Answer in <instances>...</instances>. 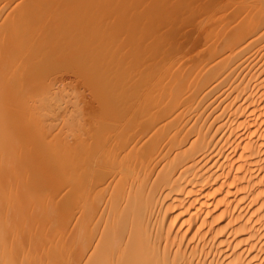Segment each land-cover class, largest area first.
I'll return each mask as SVG.
<instances>
[{
	"label": "bare ground",
	"instance_id": "1",
	"mask_svg": "<svg viewBox=\"0 0 264 264\" xmlns=\"http://www.w3.org/2000/svg\"><path fill=\"white\" fill-rule=\"evenodd\" d=\"M48 1L46 0V3L43 0L42 2L44 5L41 2V6L39 0H0V118H4L6 115L4 113L7 112L6 116L8 117L17 113L15 116L17 120L15 119L12 121H16V123L19 124V120L22 117L19 125L14 123L16 126L22 125L23 129L29 128L27 122L26 125H28V127H25V120L29 122V120H31L30 118L35 114L34 112L37 111L38 113V110L43 108L45 104L50 105V108L53 107V103L59 98L58 95L56 99L55 97H51V95L58 91H51L52 89L50 90L47 87L50 86V84L47 83L48 78L46 77L47 82L45 81V83L48 85L43 83V79L41 83L45 84L48 91L50 90V92L53 93L51 94L45 88V92H48L46 95L47 98L44 96L46 102L42 101L44 99H42L41 96H36L38 99L40 98V102L42 101L44 103H39V100H35L38 101L39 105L43 104V106L40 105L41 108H38V103L35 104V107L38 106V110L34 107V104L31 103L34 101V98H32V101L30 99L33 97L30 94L32 93V95H34L33 91L35 90L31 88L30 84L33 85L34 81L36 82L33 77V72L35 75L36 73L40 75V73L42 74L48 70L50 71V69L47 68L51 66H48L47 58L50 56L48 50L52 46L55 47V45H51V47H48L49 49L47 48L48 50L46 52L45 48L40 47L41 44L36 45L38 38L44 41L49 35L46 34L43 36L48 29H45L43 26L46 27V25L52 24L51 22H55L54 24H56L59 17H63L60 15L61 12H59L60 14L56 13V11L54 13L53 10L51 12L49 10L51 7L48 8L47 6L45 9L46 4L48 5ZM124 1L125 0L122 2ZM127 2H129L130 7H134V5L138 3L137 0H128ZM110 3H112V1ZM110 3H108V5H110ZM34 4L37 5L36 8L39 7V9L45 7L43 10L35 9L34 11ZM49 4L51 3L49 2ZM142 4L144 5V1ZM127 5L128 3L126 4L125 1L124 6L121 4L119 6L124 7L122 8V10H124ZM139 6L141 7V9L139 8L140 11L145 7L148 12H145L144 15L140 12L143 18H138V20L141 21L138 22H140L142 30V27L147 26V23L144 22V16L146 13L148 14L146 19H148V25L151 31L150 34H148V31V35L146 34L148 36H146V38L149 40L150 45V47L146 45V50H148L149 47L148 51H150L151 56L149 58L145 56L148 52L145 53L144 56L151 61V64L144 61L143 55L140 56L141 53L139 54V58L142 57L143 59H139V61L142 62L141 65L143 68L148 64L146 70L151 67L153 75L149 69L148 71L151 76H149L147 80L151 81L148 85L147 83L149 82L147 81V83H145L146 79L144 80V78L146 76H143L142 72L143 79L141 77L140 79L142 82L144 81L142 84L145 83L144 86L147 85L145 87H148V89L143 92V89H146L143 86L141 90L143 92V99L140 101L137 100L138 103L135 102V104L139 105L140 110L138 109V111H141L140 115L138 112L135 116L138 115V117H140L143 112L144 115L140 118L143 117L146 124L141 125L142 122L139 119L141 124L139 122V127L138 125V128L135 127L136 124H138L136 120L138 118L133 116V113L136 112H133V110L129 112L131 107L128 109V113H132L131 116H133V118L135 117L136 124L134 123V128L137 129L133 131L136 132L134 135L135 137L131 133L132 128H130L131 132L130 130L127 131L130 126L127 125V128L125 124L127 122V124L130 125V123H132L131 121H133L132 118L131 121L128 120L129 123L127 119L126 122H121L125 124L126 129H124L125 127L119 129V123V125L116 126L117 130L116 127L113 126V128H115L113 131H121V134L119 132H113L117 139H113L115 136H110L112 133V131H110L112 125L117 124V122H115L116 124L110 125V128L105 127H109L108 124L105 125V123L109 121L105 122V120L107 118L112 119V113L111 116H109L110 112L114 110L110 111V109L113 108V106L110 107L112 104L109 105L110 109L108 108L110 112L107 109L109 114L107 111L106 113L108 115L104 112L108 117L106 116L105 118L104 115H101V121L105 118L102 124L105 125L104 128L106 129L101 125V121H98L99 118L96 122V124H98L96 125L97 130L93 128L95 129L94 131H92L93 129L90 126L88 127L89 129H87L88 125H85V121H82L83 119L81 122H84L86 128L82 126L83 124L80 125V118H78V121L77 116L82 114L80 113L81 111L76 115V121L80 123L76 124L77 122H74V114L70 115L71 111L73 113L75 111L74 109H76L73 104V109L69 108V111H66L63 108L65 105L61 103L62 109L68 113L67 115L73 117V122L69 119L72 117L67 118V116H64V111H61V114L57 111L61 117L58 116L54 110L57 109V105L60 103L61 99H58L55 104L56 107L54 106V108L56 109H48L49 106H45L44 109L41 110L42 113L39 112V118L40 115L44 116L45 108L48 109V112H52L51 119L48 116V114L50 116L51 114L47 112L48 117L46 118H49V121H45V117L42 118L43 120H38V115L35 114L33 116L35 118L37 115L35 118V121H37L35 122L32 117L33 119L29 123H32L30 127H32L33 130L34 127H37L36 134V129L34 131L30 130V128L27 129L30 131L25 129V131H27L25 133L22 127H20V129L24 131L23 134H28L30 132V134H32L33 132L35 135L32 134V137H30V134L24 137L25 135L19 133V127H17V134H15L14 131L16 128L12 129L14 132L11 131L10 127H15V124L9 121L10 118L6 116L5 119L9 122L7 125L10 126L9 129L7 125L4 128L5 124H1V122L4 123L3 121L5 119L2 121L0 119V127L3 126V130H7H5V132H7L6 134H4L3 131L0 132V136L2 135L0 137V264H264V0H145V6ZM10 7H12L10 10L14 8L16 11L15 12L14 9L11 11L14 15H12L13 17L7 14L9 13L7 9ZM28 7L31 8V11ZM99 7L96 6L95 8L97 9ZM22 9L23 12L20 14L23 17H19L20 14L18 15V13L21 12ZM32 9L33 13H36H34V15L32 13L33 17H30ZM53 9L55 10V8ZM26 10L29 13H26ZM37 11H44V13H40V16L43 15V17L46 16L44 15L45 11H49L51 14L47 12V15H51L53 19L51 16L49 18L48 15L50 22L47 16L45 20L44 18L42 20V17L40 18ZM2 13H5L4 15L7 16L5 17L3 15V17ZM67 17H65V19ZM18 18L21 19L19 20ZM81 18V20H85L84 17ZM46 19L48 24L45 22ZM63 20L62 22L65 23L66 21ZM113 20L114 18H112L111 21L113 22ZM89 22L91 23V21ZM112 22H110V25ZM58 23H61V21ZM113 23L116 24L119 22ZM79 24L82 25V23ZM32 25L37 26L36 31L41 30L43 27L44 33L41 32V30L37 32L38 34L30 33L32 37L29 36L28 32L24 30L29 31V28L33 27ZM74 25L76 26V24ZM138 26L139 24L137 25V29ZM58 28L57 30L59 32ZM146 28L147 27H145V31ZM106 30L109 31V28ZM111 31H113V29ZM29 32H31V29ZM58 32L55 34H58ZM75 32L74 35L77 34ZM126 32L128 36V30H126ZM40 33L43 34L41 35ZM140 34L142 35V33ZM12 35L14 38H12ZM137 35L138 36L135 35L137 39L136 44L145 41H141V36L138 33ZM143 35H145L144 31ZM41 36L43 38L46 37L43 39ZM127 36L125 34L126 39L124 41L127 40V42H129L128 40H132L133 37L130 38L128 36L130 39H127ZM142 37L143 39L145 38L144 36ZM30 39H34L32 42L35 44H32ZM107 39L104 40L103 38L101 40L102 43L107 41ZM40 40L38 43H43V41L41 42ZM90 40L87 39V41ZM108 40L111 41L110 37ZM70 41L72 42V40ZM112 41L115 42L114 40ZM136 41H134V44ZM120 42L122 43V41ZM28 43L32 45H28ZM115 43L117 45V42ZM131 43H133V41ZM131 43L126 44V46H132L133 44L131 45ZM142 44L144 45L145 43L143 42ZM34 45L39 47L37 48ZM97 46L98 44L96 47ZM111 46L109 44V49ZM118 46L121 47L122 45ZM24 47L28 48H26V50H28L29 53L23 49ZM96 47L94 49H96ZM109 49L107 51H109ZM112 50L111 52L116 49ZM125 50H127V47ZM21 51L25 54L21 53ZM116 51H114V53H117ZM121 51L120 48V52ZM120 52L118 53L120 54ZM60 53L62 52L60 51ZM74 53H76V50ZM90 53L91 55L94 54L93 51ZM30 54H32V56ZM35 54L37 55L35 56ZM43 54H45V56ZM48 54L49 56H47L45 60L44 57ZM34 56L37 58L40 56V60L37 61ZM125 56L127 58V55ZM29 57L33 59V61ZM90 58L92 59V56ZM24 59H29V61H24ZM93 59L94 62L96 58ZM108 59L111 58H107V60ZM16 60H21V63L19 61L17 63ZM35 61L44 66L42 67V65L38 64V66H40L39 68H44L43 71L39 68L33 71V67H38H36ZM43 61H47L46 67ZM127 61L129 62V59ZM10 62L14 65V68L13 65L10 67ZM33 62L35 66L32 65ZM124 62L126 61L124 60ZM16 63L18 65L22 64L20 69L16 68L18 65L15 67ZM24 63L25 66L27 65L26 67L23 65ZM90 65L89 63V66ZM136 66L138 67L139 65ZM74 67L75 65H73V68ZM96 67L97 66H95V68ZM116 67L118 68V66ZM15 68L17 71L19 70L18 74L22 68L24 69L22 73L19 74L21 76H18L15 70L16 73H14L17 75L13 78L12 76L15 75L13 74ZM80 68L79 70H82ZM9 69L13 70L12 73H10L11 71ZM27 69L28 72L26 71ZM29 69L32 70V72L29 71ZM39 70L42 72L40 71L39 73ZM49 71L46 74L51 75ZM82 71L86 72L85 70ZM44 73L42 74L43 76ZM98 73L103 74L102 72ZM27 74H30L29 80H27ZM103 75L105 76V74ZM91 76L94 77V75ZM136 76L139 78L138 75ZM134 77H132L133 80H135ZM16 78L20 79V81L23 80V82H21L24 84L26 82L30 83L32 79L34 80L29 84L31 90L29 87V90L25 88L28 84L25 86L22 83L19 84V88L23 85L25 89L22 88L25 91H29V97L26 92L24 93H26L27 96L22 93L24 90L21 88L17 90V82L20 83V81H16V86L13 85V83L16 84ZM122 78L124 79V77ZM131 81L132 80H130V82ZM11 82V86H13L17 92L21 91V95L26 96V98H23L19 95L21 97L19 100L25 99L27 104H23L26 103L25 100L24 102L22 101V104L23 106L26 105L27 108H20L22 105H20L21 103L19 100L17 101H19L20 106L15 102V99L19 97H16V94L18 95L20 93H13L11 91V96L9 95L7 90L11 88ZM60 82L59 84H56L57 82L55 83L58 85L56 86L58 89L55 88L59 91L63 90L61 87L64 84L62 83L63 81ZM51 83L54 82L51 81ZM36 84L39 83H35L33 87H35ZM43 84L42 86H44ZM60 84L62 85L60 86ZM129 85L132 86L131 84ZM38 87L40 86L38 85ZM125 87H127V85ZM5 88H7L6 91L8 94L3 92ZM50 88H53V85ZM130 88L132 87L127 89L130 91ZM37 89L35 90L36 93L38 91L37 94H39L41 90L44 91L42 88L39 90ZM69 89L67 88V90ZM68 92L70 91L66 93ZM121 92L123 93V89ZM40 93L39 95L46 94L43 92ZM58 93L63 95L60 96L61 98L66 97L71 99L69 95L66 94L69 97L65 96V93H62V91ZM14 95L16 98L13 97ZM49 95L53 100L55 99L53 103H48L47 99H49V102L51 99L48 98ZM27 97L31 102L27 101ZM11 99L12 101L15 100L13 104ZM63 100L64 99H62L61 102ZM76 101L72 102L77 104L78 102ZM30 103L36 110H33V113L30 112L31 107H28L31 106ZM68 104L66 105L67 108L71 106V103ZM107 104L105 105L108 107ZM135 104L133 103V109L135 108ZM61 105L59 104V106ZM127 105L130 106V102ZM137 105L136 109L138 108ZM106 106H102V111H105L104 108H107ZM25 108L26 110L29 108L27 112L29 111L28 113L32 114L31 117L29 114L28 116L25 114ZM8 109L12 110V112L10 111V115L9 111H7ZM13 109L14 111L17 109L15 111L16 113H13ZM79 109L78 107L76 111ZM136 109L135 111H137ZM18 110H21V113ZM22 110H24V113ZM122 110L124 109L122 108ZM126 110L123 112H126ZM115 111L114 114L116 113ZM22 113L23 115H20ZM53 113L57 115L56 118L53 117ZM129 114L127 116H129ZM19 115L21 117H19ZM119 115L121 114L119 113L118 116ZM63 116L64 119L67 118V121L70 120L73 124H67L66 122V124L70 126L64 128L66 120H62ZM82 116L83 115H81V117ZM118 116L117 119H115L116 116L113 119L115 121L118 120L120 117ZM23 117L25 119L24 121ZM58 119L62 120V123L59 122ZM38 121H42V125L45 124L44 126L41 125L43 127L42 129L40 128L41 123ZM57 122L60 124H57ZM99 122L103 128L100 129L103 130V132L98 129L100 126ZM111 123H113V121ZM57 125L64 131L68 129L66 130L67 132L71 129L75 130V126L73 128V125H80V130L77 129L78 133L74 131L69 136L68 133L67 136L65 135L66 138L64 139V135H60L62 130L60 131ZM55 126L56 131L53 130ZM131 127H133V123ZM21 130L20 132H23ZM104 130H109L111 132L109 135L107 134L109 139L106 135L107 132ZM125 130L131 133L133 139L129 138L131 137L130 135L127 140L125 139V136H128ZM91 131L92 133H90ZM38 132L42 134V137L39 136L40 134ZM100 132L103 133V136H101ZM124 132L127 134H124ZM9 133L13 134L10 135ZM85 133H88L92 138L89 139L87 135V139V137L83 136ZM122 133L124 135H122ZM18 134H21L20 137L17 138L18 141L20 138L22 139L19 143H22L21 145L24 148L21 149L20 147V149L17 150L19 146L16 147L18 152L16 151L17 154H15L16 152L13 154L11 152L14 151L12 149L16 146L14 143H16V135L18 136ZM93 134L98 136V139L96 136L97 140H95V135ZM117 135H120V137L124 136V139L121 138L122 140H119V136L117 137ZM82 136L85 137V140ZM33 137L34 140L36 139L35 141L31 140ZM49 137L52 140L51 144ZM57 137L62 138V140L60 139L63 141L62 144L59 143L60 140ZM79 137L82 138L81 141L83 140V142H85H81L80 139H78ZM101 137H105V139H101L102 141L99 140ZM110 137H112V139H110ZM6 138H9L11 141L6 140ZM15 138V142L12 141ZM27 139H30L32 142ZM74 139L80 141V148L76 146L79 142H72L74 147L69 146V141ZM24 140H26L27 143L26 141L24 143ZM87 140H90L91 143ZM28 142L30 143L29 145ZM9 143H12L11 145L14 144L12 146L13 148L8 147L10 145ZM43 143L44 145L48 143V146H50L48 147L49 149L46 145L45 148ZM82 143L83 146L86 143V147L89 145L92 150L89 147L84 148ZM90 144L93 145V148ZM4 145H6L7 148ZM41 145L44 147H41ZM57 145L58 149L61 148L60 152H55L58 151ZM53 146L56 147L55 150ZM59 146L61 147L59 148ZM51 147L54 152L52 154V151L50 152ZM69 148L72 150L66 152ZM75 148L76 152L73 151ZM3 149L5 153H1ZM7 149L11 151L6 152ZM20 150H24L25 152ZM46 154H49V157L46 156Z\"/></svg>",
	"mask_w": 264,
	"mask_h": 264
},
{
	"label": "rangeland",
	"instance_id": "2",
	"mask_svg": "<svg viewBox=\"0 0 264 264\" xmlns=\"http://www.w3.org/2000/svg\"><path fill=\"white\" fill-rule=\"evenodd\" d=\"M43 0H39V3H40V5L42 6V4H41V2H42ZM48 1V0H47ZM93 0H58V1H55L54 0V2H55V4H54V2H53V0H49L48 1V5L46 4V7H45V9L47 8V6H48V8H50L51 7V9H49L51 12H52V10L54 11V13H55V11H56V13H59V12H61V14L60 15H62L63 17L65 16V17H67V18H69V19H65V17L63 18V17H59V20H57L56 22V24H54L53 22H51L52 24H49V25H46V27L45 26H43L45 29H47V31H45V33H44V28L42 27L41 28V25H40V28H41V30H37L36 31V25L34 26V25H32L33 27H30L29 28V31H30V29H31V32H29V31H26V30H24L25 32H28V35L29 36H31V34L30 33H33V34H35V33H37L38 31H41V32H43L42 34H43V36L44 35H49V36H45L46 38H48V39H46L45 37V42L43 41V43H38V41L40 40V38H38V37H35V38H38V41H37V43H36V45L37 44H41V48L43 47V48H45V50H46V52H47V50L49 49L48 47H51V45H55V47H51L48 51H49V54H50V56H49V54L48 55H46V57H44L45 58V60H46V58H47V56H49V58H47V60H48V66L49 65H51V66H49V67H47V68H49L50 69V71H49V73H51V75L50 74H46L48 71H46L45 73H44V76L40 73V71L41 70H39V73H40V75L39 74H37L36 73V75H35V73L33 72V77H34V80H36V82L32 79V81L30 82V83H32L33 81H34V83H33V85L32 84H30V83H27L25 80V84L24 83H22L23 82V80H21L20 81V79H21V77H20V79H18V78H16V80H15V83H16V81H20V83L19 82H17L18 83V85H17V83L16 84H14L13 83V85H17L16 87H18V89L17 90H20V88L22 89V90H24L25 88H27L28 89V87H29V84H30V86H31V88H33V89H37V90H39L40 88H42V89H44V91H39V94H41L40 92H43V93H46L45 95L43 94V95H39V94H37L38 93V91H37V93H36V91L34 90L33 91V93H34V95H35V97H34V95H32V93L30 94L31 96H33V97H31L30 99H31V101H32V98H34V101L35 100H39V103H41L42 101H45V97L47 98V93L48 92H50V90L51 91H54V90H56V91H58V92H61L62 91V93H65L64 95L65 96H67V95H69L70 96V98L71 99H69V98H66V97H64V98H61L60 96H63V95H60L58 92H56V93H54L53 95H51V97L52 98H54L55 97V99L59 96V98H57V100L55 101V103H53V101L55 100H53L51 97H50V95L48 96V98H51L50 99V102H49V99H47L48 100V103H53V104H51V105H53V107H51V108H54V106L56 107V103H57V101H58V99L60 100H62V99H64L63 101H64V103H63V101L61 102V100H60V103H58V107H57V109L56 108H54V109H56V110H54V109H52V110H54V112L56 111V114H58L57 113V111L58 112H60V114L62 113L61 111H64L65 112V115L64 116H67V118L68 117H72V116H68L67 114L68 113H66V111H69L68 109L70 108V109H73L72 107H73V105H74V107L77 109L78 107L80 108L79 110H77L76 111V109H74L75 111L74 112H76V113H72V111H71V114L70 115H73V117H74V122L76 123V124H79L80 122H81V120L82 121H85V125L87 126V129H89L88 127L90 126V127H92V129L93 128H96V125H98V124H96V122H97V120L98 121H101V118H102V116L104 115V117L106 118V116L109 114L108 113V111H109V109H110V107H112L113 106V108H111L110 109V111H112L113 109V112H110V114H109V116H111V113H112V119L111 118H107L106 120H105V118H104V120H105V122L106 121H109L108 123L106 122L105 123V125H107L108 124V126L109 127H107V126H105L104 124H102V122L104 121V120H102L101 121V125H103V128H104V126L106 127V128H110L111 126L110 125H112V124H114L115 122H117V124L116 125H112V129L110 130V131H112V133L109 131H107V130H104V131H106L107 133H106V135L108 134H113V132L115 133V132H121L119 129H122V127H125V124H126V127H127V125L128 126H130L128 129H127V131H129L130 130V132H131V129L130 128H132V135L134 136L135 135V133L136 132H133L136 128H134V126H135V124H136V121H135V117L136 118H138V119H136L137 120V122H138V124H136V126L135 127H137V125H138V127H139V125L141 124V122H142V124L141 125H145L146 124V121H144L143 120V117L142 118H140L142 115H144L143 114V112H142V115L140 116V117H138V115H136L135 116V114H137L139 111H138V109H139V105H137V104H135V102H137L138 103V101H140V100H142L143 99V92H145V90L147 91V89H148V87L146 88L145 86H147V85H145L144 86V84L145 83H147V79H149L148 77L149 76H151V74L153 75V73H152V71L153 70H151V67L150 68H148L147 70H146V67L148 66V64H147V66L146 67H142V62L141 61H139V59L141 60V59H143L144 58V61L147 63H149V64H151V61L149 60V59H146L145 58V56L147 57V58H149L150 56H151V54H150V51H148L149 50V47H150V45H149V40L146 38V36L148 35V34H150V29H149V25H148V19H146V17H148V12H147V10H146V8L144 7L145 6V0H137L138 1V3L136 4V5H134V7L133 6H131L130 7V5H129V2H127L128 0H125L126 1V4L128 3V5L127 6H125V9L124 10H122V8H124V7H122V6H124V2H122L123 0H117V2H116V0H94L93 2H92ZM112 1V3H110ZM143 1H144V5L142 4L143 3ZM146 1H148V0H146ZM44 2H46V0H44ZM49 2L51 3V4H49ZM67 2V3H66ZM81 2V3H80ZM85 2H87V3H85ZM98 3V5H97V3ZM103 2H104V5H103ZM118 2H119V5L121 4L122 6H119L118 5ZM43 3V2H42ZM47 3V2H46ZM56 3H58V4H56ZM80 3V4H79ZM85 3V4H84ZM94 3H96V4H94ZM100 3H101V5H100ZM108 3H110V5H108ZM27 4V3H26ZM37 4V3H36ZM78 4V5H77ZM33 5V4H32ZM38 5V4H37ZM37 5H35L34 4V6L33 7H35L34 8V11H35V9H39V7H37L36 8V6ZM43 5H44V3H43ZM50 5V6H49ZM75 5V6H74ZM93 5V6H92ZM94 5H96L97 7H99V5H100V7L99 8H95L96 6H94ZM139 5H143L142 7H144L141 11H140V9H141V7L139 6ZM30 6V5H29ZM39 6V5H38ZM82 6H84V7H82ZM90 6V7H89ZM102 6V7H101ZM107 6V7H106ZM137 6V7H136ZM139 6V7H138ZM19 7V6H18ZM23 7V6H22ZM31 7V6H30ZM30 7H28V8H30ZM32 7V8H33ZM43 7V8H44ZM74 7V8H73ZM103 7H105V8H103ZM121 9H120V8ZM127 7V8H126ZM12 7H10L9 9H7V12L9 11V13H7V14H10L11 16L13 15L12 13H11V11L14 9H12V10H10ZM17 8V7H16ZM21 8V7H20ZM43 8H40V9H42L43 10ZM53 8H55V10L53 9ZM86 8V9H85ZM118 8H119V10H118ZM140 8V9H139ZM25 9H27V8H25ZM39 9V10H40ZM57 9V10H56ZM80 9V10H79ZM89 9V10H88ZM101 9V10H100ZM103 9H105V10H103ZM111 9V10H110ZM17 10H18V8H17ZM28 10V9H27ZM26 10V11H27ZM30 11H31V8L29 9ZM28 10V11H29ZM38 10V11H39ZM61 10V11H60ZM115 10V11H114ZM122 10V11H121ZM6 11V10H5ZM14 11H15V9H14ZM13 11V12H14ZM19 11H20V9H19ZM25 11V10H24ZM26 12V13H29V12ZM37 11V12H38ZM73 11V12H72ZM110 11V12H109ZM16 12V11H15ZM23 12V9L21 10V12H19L18 13V15L20 14V13H22ZM47 12H49V11H47ZM47 12L45 11V14L44 15H46L47 16V18H48V15H47ZM51 12H49L50 14H51ZM70 12V13H69ZM120 12V13H119ZM140 12H141V14L142 15H144L145 14V12H147L146 13V15L144 16L145 18H144V22L145 23H147V26H145V27H147L146 28V31H145V27H142V30H141V24H140V20H138V18H140L141 19V17L143 18V16L140 14ZM144 12V13H143ZM1 13V12H0ZM25 13V12H24ZM25 13V14H26ZM32 13H33V9H32V12L30 13V17H33L32 16ZM34 13H36V12H34ZM34 13H33V15H34ZM40 13H44V11L43 12H38L37 14H39V16L41 15ZM5 14V13H4ZM3 13H2V16L4 15ZM14 14H16V13H14ZM17 15V14H16ZM101 15V16H100ZM103 15V16H102ZM139 15H140V17H139ZM5 17L7 16V15H4ZM3 16V17H4ZM9 16V15H8ZM14 16V15H13ZM12 16V17H13ZM26 16V15H25ZM24 16V17H25ZM38 16V15H37ZM46 16H44L43 17V15L42 16H40V18L42 17V20H43V18H44V20H45V17ZM50 16L51 15H49V18H50ZM54 16V15H53ZM108 16V17H107ZM0 17H1V15H0ZM2 17V18H3ZM19 17H23L21 14H20V16ZM27 17V16H26ZM36 17V16H35ZM55 17H57V16H55ZM72 17V18H71ZM80 17V18H79ZM81 17H84V19L85 20H81L82 18ZM1 18V19H2ZM48 18V19H49ZM51 18H52V16H51ZM61 18V19H60ZM74 18V19H73ZM112 18H114V20H113V22H119V23H113L111 20H112ZM17 19V18H16ZM19 20L21 19V18H18ZM53 19V18H52ZM58 19V18H57ZM65 20L66 22L64 23V22H62V20ZM91 21V23L88 21ZM55 20H56V18H55ZM63 20V21H64ZM68 20V21H67ZM79 20H81V21H79ZM147 20V21H146ZM52 21H54V20H52ZM61 21V23H58V22H60ZM77 21H78V23H77ZM83 21H84V23H83ZM138 21H140V22H138ZM45 22H47V19H46V21ZM45 22H44V24H45ZM49 22H50V19H49ZM68 22V23H67ZM75 22V23H74ZM110 22H112L111 23V25H113V26H111L110 25ZM128 22V23H127ZM130 22V23H129ZM136 22V23H135ZM138 22V23H137ZM67 23V24H66ZM79 23H82V25L81 24H79ZM108 23V24H107ZM42 24H43V22H42ZM46 24H48V22L46 23ZM63 24V25H62ZM74 24H76V26L74 25ZM85 24V25H84ZM119 24V25H118ZM131 26H130V25ZM139 24V26H138V29H137V25ZM56 25V26H55ZM84 25V26H83ZM107 25V26H106ZM110 25V26H109ZM118 25V26H117ZM124 25H125V27H124ZM145 25V24H144ZM39 26V25H38ZM53 26V27H52ZM65 26V27H64ZM68 26V27H67ZM74 26V27H73ZM90 26V27H89ZM129 26V27H128ZM35 27V28H34ZM52 27V28H51ZM55 27V28H54ZM59 27V28H58ZM61 27V28H60ZM79 27V28H78ZM120 29H119V28ZM39 28V27H38ZM57 28L59 29V32H58V30H57ZM109 28V31L108 30H106V29H108ZM116 28H117V30H116ZM123 28H125V29H123ZM133 28H134V30H133ZM35 29V30H34ZM54 29V30H53ZM113 29V31H114V33H113V31H111ZM139 29H140V31H139ZM147 29H149V30H147ZM32 30H33V32H32ZM62 30V31H61ZM73 30H74V32L75 33H77L76 35H78V36H76V35H74V32H73ZM106 30V31H105ZM126 30H128V36L130 37V38H132V40H128L129 42H127V40L126 41H124L125 39H126V37H125V34H126V36H127V32H126ZM36 31V32H35ZM58 32V34H55L56 32ZM65 31V32H64ZM72 31V32H71ZM77 31H81V32H77ZM88 31V32H87ZM98 31V32H97ZM122 31V32H121ZM135 31V32H134ZM139 31V32H138ZM143 31H144V34L145 35H143ZM147 31H148V34H147ZM53 32H55V33H53ZM64 32V33H63ZM67 32H69V33H67ZM83 32V33H82ZM102 32V33H101ZM116 32V33H115ZM118 32V33H117ZM146 32V33H145ZM49 33V34H48ZM86 33V34H85ZM89 33H90V35H89ZM101 33V34H100ZM110 33V34H109ZM125 33V34H124ZM137 33L141 36V41H143V40H145V41H143L145 44L143 45L142 43L143 42H141L140 44H136L137 43V39H136V36H138L137 35ZM140 33H142V35L140 34ZM27 34V33H26ZM32 34V35H33ZM38 34V33H37ZM36 34V35H37ZM41 34V33H40ZM41 34V35H42ZM52 34V35H51ZM62 34V35H61ZM107 34V35H106ZM147 34V35H146ZM24 35H25V33H24ZM28 35H26V36H28ZM35 35V36H36ZM51 35V36H50ZM68 35H70V36H68ZM75 37H73V36ZM109 35V36H108ZM118 35H119V37H118ZM121 35V36H120ZM122 35H123V37H124V39H123V37H122ZM136 35V36H135ZM13 36V35H12ZM34 36V35H33ZM38 36V35H37ZM54 36H55V38H54ZM62 36H64V37H62ZM80 36H81V39H80ZM87 36V37H86ZM93 38H91V37ZM103 36V37H102ZM106 36V37H105ZM112 36V37H111ZM127 36V37H128ZM142 36H144L145 38L143 39V37ZM32 37V36H31ZM42 37V36H41ZM57 37V38H56ZM60 37V38H59ZM99 39H98V38ZM102 37V38H101ZM109 37H110V40L111 41H109L108 39H109ZM122 37V38H121ZM127 38V39H130V38ZM148 37V36H147ZM12 38H14V36L12 37ZM27 38V37H26ZM43 38V37H42ZM43 38V39H44ZM59 38V39H58ZM62 38V39H61ZM66 38H67V40H66ZM78 38V39H77ZM97 38V39H96ZM104 38V40L105 39H107V41H104L103 43H102V39ZM115 38V39H114ZM50 39V40H49ZM53 39V40H52ZM64 39H65V41H64ZM87 39L88 40H90V41H87ZM96 39V40H95ZM123 39V40H122ZM27 40H28V38H27ZM31 40V39H30ZM32 40H34V39H32ZM32 40H31V42H32ZM56 40H57V42H58V44H57V42H56ZM70 40H72V42L70 41ZM97 40H99V41H97ZM112 40H114L115 42H117V45H116V43L115 42H113ZM41 41V40H40ZM41 41V42H42ZM47 41V42H46ZM56 43H55V42ZM60 41V42H59ZM63 41V42H62ZM75 41V42H74ZM87 41V42H86ZM97 41V42H96ZM120 41H122V43L120 42ZM133 41V43H131ZM134 41H136L135 42V44H134ZM30 42V41H29ZM36 42V41H35ZM82 42V43H81ZM89 42V43H88ZM100 42V43H99ZM112 42V43H111ZM34 42H32V44H33ZM48 43V44H47ZM68 43V44H67ZM70 43H72V44H70ZM101 43H102V45H101ZM107 43V44H106ZM110 44V46L112 45V46H117V47H110V49H109V44ZM123 43H125V44H123ZM131 43V45L132 46H130V45H127L126 46V44H130ZM29 44H31V43H28V45ZM31 44V45H32ZM35 44V43H34ZM67 44V45H66ZM74 44V45H73ZM88 44V45H87ZM93 44H95V45H93ZM98 44V46L96 47V45ZM141 44H142V46H141ZM47 45V46H46ZM57 45V46H56ZM69 45V46H68ZM81 47H80V46ZM118 45H122L121 47L120 46H118ZM149 45V47H148V50H146V47ZM35 46V45H34ZM33 46V47H34ZM61 46V47H60ZM63 46H65V47H63ZM72 46H74V47H72ZM76 46V47H75ZM90 46V47H89ZM93 46H95L96 47V49H94L95 47H93ZM136 46V47H135ZM32 47V46H31ZM35 47H37V46H35ZM39 47V46H38ZM37 47V48H38ZM59 47V48H58ZM68 47V48H67ZM126 49V47H127V50H125L124 48ZM140 47V48H139ZM144 47V48H143ZM27 48V47H26ZM26 48L24 47L23 49H25L26 50ZM29 48H30V46H29ZM48 48V49H47ZM58 48V49H57ZM63 48V49H62ZM74 48H75V50H76V53H74L75 52V50H74ZM85 48V49H84ZM87 48H90V49H87ZM92 48V49H91ZM120 48H121V52H120ZM28 49V48H27ZM33 49V48H32ZM78 49V50H77ZM94 49V50H93ZM101 49H103V50H101ZM109 49V51H107ZM114 49H116V50H114V51H116L117 53H114V51L113 50ZM118 49H119V51H118ZM142 49V50H141ZM30 50V49H29ZM43 50V49H42ZM41 50V51H42ZM44 50V51H45ZM62 52V53H60V51ZM64 52H63V51ZM70 50V51H69ZM87 51V52H85V51ZM97 50V51H96ZM111 50L113 51V52H111ZM138 50V51H137ZM141 50V51H140ZM151 50V49H150ZM33 51V50H32ZM80 53H79V52ZM93 51V53L95 54H93V55H91V53L90 52H92ZM94 51H96V52H94ZM25 52V51H24ZM26 52H28V50H26ZM68 52V53H67ZM72 52V53H71ZM82 52H84V53H82ZM99 52V53H98ZM118 52H120V54L118 53ZM125 52V53H124ZM134 52V53H133ZM148 52V53H147ZM21 53H23V51H21ZM29 53V52H28ZM31 53H33V52H31ZM38 53V52H37ZM41 53V52H40ZM53 53V54H52ZM58 53V54H57ZM124 53V54H123ZM128 53V54H127ZM131 53V54H130ZM141 53V54H140ZM143 53V54H142ZM145 53H147L146 55H145ZM23 54H25V53H23ZM62 54V55H61ZM65 54V55H64ZM71 54V55H70ZM90 54V55H89ZM100 54V55H99ZM106 54V55H105ZM139 54H140V56H142V57H140L139 58ZM149 54V55H148ZM31 56H32V54H30ZM34 55V54H33ZM37 54H35V56H36ZM39 55V54H38ZM44 56H45V54H43ZM54 55V56H53ZM59 55V56H58ZM67 55V56H66ZM76 55H77V57H76ZM83 55V56H82ZM88 55V56H87ZM114 55V56H113ZM125 55H127V58H126V56ZM130 55V56H129ZM145 55V56H144ZM30 56V57H31ZM34 56V57H35ZM92 56V59L90 58ZM96 56H98V57H96ZM129 56V57H128ZM138 56V57H137ZM23 57V56H22ZM29 57V58H30ZM40 57V56H39ZM38 57V58H39ZM56 57V58H55ZM32 58V57H31ZM30 58V59H31ZM36 59H37V61H39L40 60V58L38 59L37 57H35ZM43 58V57H42ZM62 58V59H61ZM93 58H96L95 59V61L93 62ZM107 58H111V59H108L107 60ZM123 58V59H122ZM35 59V60H36ZM50 59V60H49ZM74 59H75V61H74ZM78 59V60H77ZM90 59V60H89ZM122 59V60H121ZM129 59V62H130V60H131V62L129 63L127 60ZM151 59V58H150ZM29 61V59H24V61ZM32 61H33V59H31ZM41 60H43V59H41ZM67 60V61H66ZM82 60V61H81ZM124 60L126 61V62H124ZM14 61V60H13ZM18 61L19 60H16V62L18 63ZM21 61V60H20ZM19 61V62H20ZM27 61V62H28ZM37 61H35L36 63H35V65H36V67L38 66V64H40V65H42L41 63H37ZM51 61V62H50ZM78 61V62H77ZM88 61H90V62H88ZM92 61V62H91ZM97 61V62H96ZM101 61H104V62H106V61H108V62H106V63H104V62H101ZM113 63H112V62ZM116 61V62H115ZM122 61V62H121ZM150 61V62H149ZM42 62V61H41ZM46 62V63H45ZM55 62V63H54ZM58 62H59V64H58ZM74 62V63H73ZM101 62V63H100ZM11 63V62H10ZM15 63V62H14ZM15 64V67H16V65H18V64ZM21 63V62H20ZM31 63V62H30ZM43 63H44V65H45V67L47 66V61H43ZM52 63V64H51ZM67 63V64H66ZM71 63V64H70ZM84 63V64H83ZM89 63L91 64L90 66H91V68H90V66H89ZM119 63H121V64H119ZM65 64V65H64ZM93 64H94V66H93ZM99 66H98V65ZM106 64V65H105ZM128 64H131V65H128ZM10 65V67H11V65H13L12 63L11 64H9ZM22 65V64H21ZM20 64L16 67V68H19L20 69V66H21ZM24 66H25V63L23 64ZM32 65L33 66H35L34 65V62L32 63ZM31 65V66H32ZM73 65H75V67L73 68ZM86 65H87V68H88V70H87V68H86ZM102 65V66H101ZM121 65V66H120ZM127 65V66H126ZM136 65H139L138 67L136 66ZM24 66H22V67H24ZM27 66V65H26ZM25 66V67H26ZM28 66H29V63H28ZM71 66V67H70ZM89 66V67H88ZM95 66H97L96 68H95ZM106 66V67H105ZM109 66V67H108ZM115 68H114V67ZM116 66H118V68L116 67ZM130 66V67H129ZM40 66H38L37 68H35V67H33V71H34V69H38ZM42 67H44L43 65H42ZM42 67L41 68H39V69H42ZM58 67V68H57ZM60 67V68H59ZM81 67V68H80ZM93 67V68H92ZM125 67V68H124ZM135 67V68H134ZM13 68H14V65H13ZM12 68V69H13ZM14 69V71L13 70H10L11 72L10 73H12V71H13V74H15L16 73V71H17V69ZM31 68V67H30ZM47 68H46V70H47ZM70 68V69H69ZM79 68L80 69H82V70H85L86 72H84V71H82V70H79ZM83 68H85V69H83ZM95 68V69H94ZM107 68V69H106ZM111 68V69H110ZM143 68V69H142ZM24 68H22V70H23ZM44 69V68H43ZM43 69H42V71H43ZM60 69V70H59ZM62 69V70H61ZM91 69H94V70H91ZM100 69V70H99ZM105 70V71H103V70ZM114 69V70H113ZM118 69V70H117ZM128 69H130V70H128ZM150 69V71H151V74H149L150 72L148 71ZM16 70V71H15ZM22 70H20V73H22ZM70 70V71H69ZM99 70V71H98ZM107 70V71H106ZM125 70V71H124ZM132 70V71H131ZM137 71V72H135V71ZM27 72H28V69L26 70ZM25 71V72H26ZM29 71H31L32 72V70H30L29 69ZM41 71V72H42ZM56 71V72H55ZM59 71V72H58ZM80 71V72H79ZM87 71H88V73H87ZM90 71H92V72H90ZM139 71V72H138ZM15 72V73H14ZM18 72H19V70L17 71V74H18ZM24 72V71H23ZM26 72V73H27ZM36 72H37V70H36ZM79 72V73H78ZM94 72H95V74H94ZM98 72H102L103 74H105V76L103 75V74H100V73H98ZM113 72H114V74H113ZM118 72V73H117ZM121 72H122V74H121ZM123 72H124V74H125V76H124V74H123ZM126 72V73H125ZM142 72H143V76L145 75L146 77L144 78V80H145V83L144 84H142L143 82H142V80L140 79V77L143 79V76H142ZM148 72V73H147ZM19 73V74H20ZM30 73V72H29ZM55 73V74H54ZM65 73V74H64ZM78 73V74H77ZM80 73H82V74H84V75H82V74H80ZM96 73H98V74H96ZM117 73V74H116ZM120 73V74H119ZM133 73V74H132ZM13 74H11V75H13ZM17 74H15L14 76H12L13 78L17 75ZM18 74V76H21V75H19ZM24 74V73H23ZM22 74V75H23ZM31 74V73H30ZM30 74H27L28 75V78H27V80H29V75ZM70 74H71V76H70ZM77 74V75H76ZM80 74V75H79ZM86 74H88V75H86ZM94 75V77L93 76H91V75ZM128 74H130V75H128ZM135 74V75H134ZM141 76H140V75ZM44 77H42V76ZM47 75V76H46ZM50 75V76H49ZM76 75V76H75ZM82 75V76H81ZM107 75H108V78H107ZM115 75V76H114ZM136 75H138V77L139 78H137V76ZM38 76V77H37ZM42 78H41V77ZM57 77V79H56V77ZM69 76V77H68ZM73 76V77H72ZM86 76H87V78H86ZM103 78H102V77ZM120 76V77H119ZM134 77V79L135 80H133V78L131 77V78H129V77ZM40 81H38L36 78ZM46 77L48 78V82L46 81L47 79H46ZM55 77V78H54ZM83 77H85V78H83ZM89 77V78H88ZM112 77V78H111ZM117 77H118V79H117ZM122 77H124V79L122 78ZM67 78V79H66ZM71 78V79H70ZM120 78V79H119ZM128 79V82H127V79ZM25 79V78H24ZM42 79L44 80L43 81V83H45V81L48 83V84H50V86H47L50 90L48 91V88L46 87V85H48L47 83H45V84H43V83H41V81H42ZM51 79V80H50ZM61 79V80H60ZM87 79V80H86ZM93 79V80H92ZM110 79V80H109ZM114 81H113V80ZM13 80V79H12ZM31 80V79H30ZM50 80V81H49ZM55 80V81H54ZM121 80V81H120ZM124 80V81H123ZM130 80H132L131 82H130ZM138 80V81H137ZM141 80V81H140ZM51 81H53L54 83H51ZM60 81H63L62 83H64L63 84V86L61 87V88H63V90H61V91H59V90H57L58 89V87H56V86H58V85H56V84H59V83H61ZM68 81H69V83H68ZM72 83H71V82ZM97 81V82H96ZM105 81H107V82H105ZM135 81V82H134ZM136 81H137V83H136ZM151 81V80H150ZM150 81H148L149 83H147L148 85L150 84ZM12 82H14V81H12ZM12 82H11V84H10V86L12 85ZM57 82V83H56ZM75 82V83H74ZM104 82V83H103ZM111 82V83H110ZM113 82V83H112ZM122 82H125V83H122ZM132 82H133V84H132ZM139 82V83H138ZM23 84L24 86L26 85V84H28V85H26L25 86V88H24V86L23 85H21V87L19 88V84ZM35 83H39V84H36L37 85V87H36V85H35V87H33L34 86V84ZM56 83V84H55ZM66 83V84H65ZM67 83H68V85H67ZM91 83H92V85H91ZM108 83H110V84H108ZM116 83H118V84H116ZM127 83H129V84H131L132 86H130L129 84H127ZM141 83V84H140ZM42 84L45 86H42ZM53 85V88H50L52 85ZM94 84V85H93ZM97 86H96V85ZM98 84H100V85H98ZM102 84V85H101ZM105 84V85H104ZM121 84V85H120ZM127 85V87H125L126 85ZM38 85L40 86V87H38ZM62 84H60V86H61ZM91 85V86H90ZM124 85V86H123ZM139 85V86H138ZM42 86V87H41ZM59 86V87H60ZM65 86V87H64ZM72 86V87H71ZM96 86V87H95ZM117 86V87H116ZM142 86V87H141ZM143 86L146 88V89H143ZM24 89H23V88ZM57 89H56V88ZM93 87H94V89H93ZM98 87H99V89H98ZM104 87H106V88H104ZM111 87V88H110ZM123 87V88H122ZM129 87H132V88H130V91L127 89V88H129ZM141 87V88H140ZM8 88H9V86H8ZM12 88H13V90H12ZM47 89V91L48 92H45L46 91V89ZM66 88V89H65ZM67 88L69 89V90H67ZM97 88V89H96ZM29 89H30V87H29ZM28 89V90H29ZM32 89V90H33ZM66 91H65V90ZM122 89H123V93L121 92L122 91ZM133 89V90H132ZM144 90L143 92L141 91V90ZM7 88H5V91H3L4 93H6V94H8V92H9V95H10V92L12 91L13 93H15V92H17L15 89H14V87L13 86H11V88L9 89V90H7ZM23 91L22 93L25 95L26 93L28 94L29 93V91ZM31 90V89H30ZM74 90H75V92H74ZM117 91V92H115V91ZM119 90H121V91H119ZM133 92H132V91ZM65 91V92H64ZM67 91H70V92H68V93H66ZM95 91V92H94ZM96 91H97V93H96ZM98 91H99V93H101V94H99L98 93ZM24 92H26V93H24ZM31 92V91H30ZM73 92H74V94H73ZM78 92V93H77ZM126 92V93H125ZM130 92H132V93H130ZM140 92H141V94H140ZM17 93H20V94H16V97L17 96H21V97H23V98H26V96H27V94H26V96H22L21 94V91H19V92H17ZM36 93V94H35ZM51 94L53 93V92H50ZM49 93V94H50ZM71 93H72V96H71ZM122 93V94H121ZM125 93V94H124ZM67 94V95H66ZM117 94V95H116ZM136 94V95H135ZM29 94H28V97L30 96ZM41 96V98L42 99H44V100H42L41 102H40V98L38 99V97H36V96ZM58 95V96H57ZM79 95V96H78ZM124 95V96H123ZM11 96V95H10ZM18 97V99L15 97V95L13 96V97H15L14 99L16 100H13V101H15V102H17V104L19 105V98L21 99V97ZM45 96V97H44ZM69 96H67V97H69ZM117 96H119V97H117ZM127 96V97H126ZM13 97H12V99H13ZM27 97V98H28ZM76 97H78V98H76ZM101 97V98H100ZM124 97H125V101H124ZM138 97H139V99H138ZM142 97V98H141ZM36 98V99H35ZM72 98H73V100H72ZM120 98V99H119ZM135 100H133V99ZM137 98V99H136ZM12 99H11V101H12ZM66 99V100H65ZM70 100V103H69V100ZM117 99V100H116ZM123 99V100H122ZM132 99V100H131ZM17 100H19V101H17ZM24 100L25 99H23V100H21L20 101V105H22L20 108H24V107H26V105L25 106H23V104H27V102H26V100H25V102L26 103H23L22 104V101L24 102ZM76 101V100H78V101H76V102H78L77 104L76 103H73L72 101ZM99 100V101H98ZM107 100H109V101H107ZM113 102H112V101ZM138 100V101H137ZM13 101H12V104H13ZM27 101H30L29 100V98H28V100ZM30 101V102H31ZM34 101L33 102H31V103H33L34 104V107L36 106L35 104H37L38 103V101H35V103H34ZM52 101V102H51ZM121 101V102H120ZM134 101V102H133ZM14 102V103H15ZM46 102V101H45ZM81 102V103H80ZM108 104H107V103ZM112 102V103H111ZM123 102H124V105H123ZM128 102V103H127ZM129 102H130V106L129 105H127V104H129ZM30 103V104H31ZM39 103H38V105H39ZM43 103V102H42ZM61 103L63 104V105H65V107H66V105L69 103L71 106H68V108L66 107H63L65 110H63L62 109V105H61ZM104 103V104H103ZM110 103V104H109ZM121 103V104H120ZM133 103L135 104L134 106H135V108L133 109ZM44 104V103H43ZM43 104H40L41 106H43ZM59 104L61 105V106H59ZM68 104V105H69ZM73 104V105H72ZM78 104H79V106H78ZM101 104V105H100ZM105 104H107L108 105V107L105 105ZM112 104V105H111ZM11 105V104H10ZM19 105V106H20ZM40 105H39V107L38 108H41L40 107ZM77 105V106H76ZM81 105V106H80ZM109 105H111L110 107H109ZM126 105V106H125ZM132 105V106H131ZM136 105H137V109H136ZM17 106V105H16ZM19 106H18V108H19ZM28 106V105H27ZM45 106H49V108L48 109H51L50 108V105H46L45 104ZM45 106H43V108H41V109H39L38 110V108L37 107H35V108H37V110H38V113H37V111L35 110V108L33 107V105L31 104V106H28V107H31V109H30V112L31 113H33L32 111L33 110H35L36 112H34L35 114H37L36 116H37V119L38 120H43L42 118H44L45 119V121L46 120H50L51 118H52V112L50 113V112H48L47 110V108H45V114H44V116H42V115H40V118H39V112H41L42 113V109H44V107ZM102 106L104 107V106H106L107 108H104V110L105 111H102ZM117 106V107H116ZM33 107V108H32ZM115 107V108H114ZM128 107V108H127ZM132 109H131V108ZM11 108V107H10ZM9 108V109H10ZM16 108V107H15ZM27 108V107H26ZM26 108H25V110H26ZM109 108V109H108ZM119 108V109H118ZM122 108L124 109V110H126V112H127V114H126V112H123L124 110H122ZM126 108V109H125ZM130 108V110H129V112H131L132 110H133V112H136V113H133L134 115L133 116H135L134 118H133V116H131L132 115V113H128V109ZM7 110V111H9V115H10V111L12 112V110ZM12 109V108H11ZM100 109H101V111H100ZM107 109H108V111H107ZM135 109L137 110V111H135ZM17 110V109H16ZM15 110V111H16ZM27 110H29V108L27 109ZM27 110H26V112H27ZM52 110H49V111H52ZM115 110H119V111H115ZM122 110V111H121ZM140 110V109H139ZM6 111V112H7ZM14 111V109H13V113H16ZM19 112L21 111V110H18ZM24 110H22V112H23ZM44 111V110H43ZM81 111V112H80ZM106 111H107V113H106ZM114 111L116 112L115 114H117V115H115L114 114ZM25 112V114H27V116H28V112L26 113ZM50 113L51 114V116L48 114V113ZM78 112V113H77ZM79 112L80 113H82V114H79ZM99 112H101V113H99ZM107 114V115H105V113ZM122 115H119L118 116V114L119 113ZM8 113V112H7ZM7 113H4V114H6L7 115ZM13 113H11V114H13ZM21 113V112H20ZM24 113V112H23ZM23 113L22 114H20V115H23ZM29 114V116L31 117V115L32 114ZM70 113V112H69ZM103 113V114H102ZM1 114V113H0ZM3 114V115H4ZM17 114V113H16ZM16 114L15 115H11V117H15L16 116ZM19 114V113H18ZM34 114V115H35ZM47 114H48V116L50 117V119L48 118H46V117H48L47 116ZM77 114H79L78 116H77V120L79 121V119L78 118H80V122L78 123V121H76V115ZM124 114V115H123ZM129 114V116H127ZM139 115L141 114V111L138 113ZM5 115V116H6ZM19 115V117H21ZM33 115V116H34ZM53 115H54V113H53ZM81 115H83L82 117H81ZM102 115V116H101ZM114 115V116H113ZM4 116V118L2 117V118H0L1 119V121L2 120H4L6 117L7 118H10V120L9 121H11L12 123H16V121H12V120H17V118L15 117V118H11V117H8V116H6L5 117ZM25 117V118H28V117ZM32 116V117H33ZM36 116H35V118H36ZM56 116L57 115H54L53 117L54 118H56ZM58 116H60L59 114H58ZM64 116L61 118L63 121L64 120H66L65 121V126H64V128H67V126H70V125H67V124H73V123H71V121L70 120H72V122H73V117L72 118H69L70 120V123H69V121H67L68 119L66 118V119H64ZM80 116V117H79ZM116 116V117H115ZM117 116L119 117L118 118V120H114L113 118L115 117V119H117ZM131 116V117H130ZM0 117H1V115H0ZM18 117V116H17ZM24 117H23V121L25 120L24 119ZM29 117V118H30ZM30 118L31 120L34 118ZM61 117V116H60ZM108 117V116H107ZM124 117H125V119H124ZM35 118H34V120L33 121H35ZM57 118H59V117H57ZM122 118H123V120H122ZM131 118L133 119V121H135V122H133V121H131ZM22 119V117L20 118V120ZM121 119V120H120ZM126 119H127V121L128 120H130L132 123H133V127H131V125H132V123H130V125L129 124H127V122H126ZM141 120V122H140V120ZM6 120V119H5ZM5 120L3 121L4 123H2L1 122V124H5L4 125V128L6 127V125L7 124H9V122L6 120V122H8V123H6L5 122ZM19 120V119H18ZM19 120V122L21 123V121ZM31 120H29V122L31 121ZM62 120H59L58 119V121L59 122H61L62 123ZM95 120V121H94ZM113 121V123H111L112 121ZM143 120V121H142ZM37 121V120H36ZM35 121V122H36ZM47 121V122H48ZM111 121V122H110ZM123 121H125L124 123L125 124H122L123 123ZM18 122V121H17ZM26 122L29 124V128H30V130H33V128L32 127H30V125L32 124V123H29L27 120H25V125H26ZM39 122V121H38ZM42 122V121H41ZM41 122H39V123H41ZM59 122H57V124H60ZM66 122H67V124H66ZM89 122V123H88ZM122 122V123H121ZM139 122H140V124H139ZM144 122V123H143ZM14 123V124H15ZM19 123V124H20ZM34 123V122H33ZM39 123H38V125H39ZM104 123V122H103ZM109 123H111V124H109ZM120 125H119V124ZM128 123H129V121H128ZM135 123V124H134ZM17 125H19L18 123H16ZM16 124L14 125L15 127H10V129H11V131H13L12 129H15L16 128V130H14L15 131V134H17V127H19L18 128V130L20 129V127H22V125L21 126H16ZM24 124V123H23ZM83 124V125H82ZM121 124H122V126H121ZM42 123L40 124V128L42 129L43 127L42 126H44L45 124H43L42 126ZM62 125V124H61ZM80 125H82L83 127H85L86 128V126L84 125V122L82 123L81 122V124ZM79 125V126H80ZM99 125H100V122H99ZM100 125V126H101ZM117 125H119L118 127H119V131H116L117 130ZM124 125V126H123ZM9 126L10 125H7V127H8V129H9ZM12 126V125H11ZM24 126V125H23ZM33 126V125H32ZM59 125H57V128H59L58 127ZM74 126H75V130H69L68 132L66 131V130H68V129H65V131L63 130V129H60V131L62 132V133H60V132H58V133H60V135H64V139L66 138V136H67V134H68V136L72 133V132H76L77 131V133H78V130L77 129H79V126L78 125H73V128H74ZM76 126H77V128H76ZM81 126V127H82ZM99 126V128L98 129H103L102 128V126L100 127ZM113 126H115L116 127V130L115 131H113L115 128H113ZM3 126H1L0 128H2ZM25 127H28V125H26ZM34 127V126H33ZM62 127H63V125H62ZM61 127V128H62ZM71 127H72V125H71ZM70 127V128H71ZM126 127L124 128V129H126ZM137 127V128H138ZM4 128H2V129H0V132L1 131H3L4 132V134H6L7 132H5V130H3ZM29 128H25L26 130L27 129H29ZM32 128V129H31ZM40 128H39V126H38V129H39V131H40ZM84 128V129H85ZM106 128H104V129H106ZM134 128V129H133ZM22 129H23V127H22ZM25 129H23L24 131H25ZM36 129V130H35ZM100 129V130H101ZM21 130V129H20ZM20 130H19V133H24V131L23 130H21V131H23V132H20ZM30 130H27V131H30ZM34 130H35V134H36V132H37V127H34ZM33 130V131H34ZM53 130H55L56 131V126H55V129H53ZM80 130V129H79ZM90 130H91V128H90ZM95 129H93L92 131H94ZM96 130H97V128H96ZM137 130V129H136ZM7 131V130H6ZM13 131V132H14ZM27 131H25V133L27 132ZM54 131V132H55ZM63 131H64V133H63ZM71 131V132H70ZM92 131L90 132V133H92ZM126 131V130H125ZM126 131V132H127ZM9 132V131H8ZM42 132V131H41ZM57 132H56V135H57ZM67 132V133H66ZM101 132H103V130H101ZM100 132V134H101V136H103L102 134L103 133H101ZM124 132V134H127L128 133V136H127V138H126V136H125V139L127 140L128 139V137H129V135L131 136V137H129V138H131V139H133L132 137V135H131V133H129V132ZM31 133V132H30ZM30 133H28V134H30ZM39 134H40V132H38ZM53 133V132H52ZM51 133V134H52ZM94 133V132H93ZM99 133V132H98ZM134 133V134H133ZM1 134V133H0ZM10 135H12L11 133H9ZM28 134H23V135H25L24 137H26V135H28ZM32 134H34L33 132H32ZM32 134H30V137H32L31 135ZM34 134V135H35ZM55 134V133H54ZM53 134V135H54ZM86 134V135H85ZM83 136H85V137H87V139H88V136H89V134L88 133H85ZM110 134V136H115L114 134L113 135H111ZM118 134V133H117ZM121 134V133H120ZM123 133H122V135H124ZM21 135V134H20ZM20 135L18 134V136L16 135V138L18 137H20ZM42 134H40L39 136H41ZM59 135V134H58ZM59 135V136H60ZM66 135V136H65ZM88 135V136H87ZM93 135H95V134H93ZM105 135V134H104ZM108 135H107V138H108ZM2 136V135H1ZM0 136V137H1ZM8 136V135H7ZM51 136V135H50ZM82 136V138L85 140V137H83ZM96 136L97 135H95V140H97L98 139V136H97V139H96ZM119 136V140H122L121 138H123L124 139V136H121L120 137V135H117V137ZM9 137V136H8ZM27 137H29V136H27ZM37 137V136H36ZM35 137V138H36ZM42 137V136H41ZM52 137V136H51ZM94 137V136H93ZM100 137V136H99ZM106 137V136H105ZM105 137H103L104 139H105ZM135 137V136H134ZM13 138H14V135H13ZM16 138L15 139H13L12 141H14L15 142V140H16ZM18 138H17V140H16V143H14V142H12V143H14V144H16V146H14V148L12 147L13 145H11L12 143H9L10 145L8 146V147H11V148H13L12 150H14L13 152H11V153H15L18 149H20V147H21V149L22 148H24V147H22V143L20 144L19 142L22 140L21 138L19 139V141H18ZM57 138H59V140L61 139L62 140V138H60V137H57ZM81 137H79L78 139H80V141H81V139H82ZM90 138H92V137H90L89 136V139ZM103 138L101 137L99 140H103ZM116 138V136L113 138V139H115ZM11 139H12V137H11ZM25 139V138H24ZM42 139V138H41ZM46 139V138H45ZM44 139V140H45ZM49 139H50V137H49ZM56 139V138H55ZM78 139H74V140H72V141H69V146H73L74 147V145L72 144V142H74V143H78V145H76V146H78V148H80L81 146H80V141L78 140ZM94 139V138H93ZM109 139V138H108ZM110 139H112V137H110ZM117 139V138H116ZM6 140H10L9 138L7 139L6 138ZM27 140H30V139H27ZM31 140H33V141H35L34 140V137H33V139H31ZM30 140V142H32ZM51 140V139H50ZM60 140V141H61ZM98 140V141H99ZM101 140V141H102ZM130 140V139H129ZM11 141V140H10ZM25 141L26 140H24V143H25ZM47 141H48V138H47ZM56 141V140H55ZM55 141H53V142H55ZM59 141V143H61L62 144V142L63 141H61L60 142ZM88 141V140H87ZM86 141V142H87ZM91 141H92V139H91ZM9 142V141H8ZM7 142V143H8ZM18 142V143H17ZM42 142V141H41ZM44 142V141H43ZM57 142H58V140H57ZM81 142H83V140L81 141ZM85 142V141H84ZM83 142V143H84ZM88 142H90V140L88 141ZM88 142H87V144H88ZM100 142V141H99ZM23 143V144H24ZM26 143H27V141H26ZM52 143V140H51V142H50V144ZM59 143H58V145H59ZM83 143H82V146H83ZM91 143V142H90ZM92 143H93V141H92ZM6 144V143H5ZM18 144V145H17ZM20 144V145H19ZM30 143L28 142V145H29ZM86 144V143H85ZM85 144H84V148L86 147L85 146ZM97 144H98V142H97ZM96 144V145H97ZM24 145H27V144H24ZM43 145H44V143H43ZM45 145H46V143H45ZM44 145V146H45ZM53 145V144H52ZM58 145H57V149H58ZM99 145V144H98ZM4 146H6V145H4ZM19 146V147H18ZM44 146H42L41 145V147H44ZM47 148L48 147H50V146H48V143H47ZM46 146H45V148H46ZM55 146H56V144H55ZM90 146L92 147L93 145H91L90 144ZM95 146V145H94ZM16 147H18L17 148V150H16ZM27 147V146H26ZM61 146H59V148H60ZM72 147V148H73ZM87 147H89V145H87ZM86 147V148H87ZM97 147V146H96ZM6 148H7V146H6ZM83 148V149H84ZM90 148V147H89ZM93 148V147H92ZM5 149V148H4ZM4 149H3V151H1V153L3 152V153H5V151H4ZM43 149V148H42ZM49 149V148H48ZM53 149L55 150L56 149V147H54L53 146ZM82 149V150H83ZM91 149V148H90ZM6 150V149H5ZM9 149H7V151L6 152H10V151H8ZM26 150V149H25ZM68 150H72V149H67L66 150V152L68 151ZM81 150V149H80ZM87 150H89V149H87ZM92 150V149H91ZM20 151H24V150H20ZM45 151H47V150H45ZM52 151V147H51V149H50V152ZM61 151V148L60 149H58V151H55V152H60ZM73 151H75L76 152V148L73 150ZM77 151H78V149H77ZM18 152V151H17ZM17 152L15 153V154H17ZM25 152V151H24ZM23 152V153H24ZM48 152V151H47ZM69 152V151H68ZM71 152V151H70ZM52 153H54L53 151L51 152V154ZM50 154V155H51ZM75 154V153H74ZM44 155V154H43ZM49 154H46V156H48ZM14 156V155H13ZM49 157V156H48ZM38 160V159H37ZM36 161V160H35Z\"/></svg>",
	"mask_w": 264,
	"mask_h": 264
}]
</instances>
